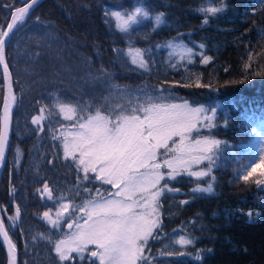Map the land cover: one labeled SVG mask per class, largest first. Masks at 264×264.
I'll return each instance as SVG.
<instances>
[{"label": "trees", "instance_id": "trees-1", "mask_svg": "<svg viewBox=\"0 0 264 264\" xmlns=\"http://www.w3.org/2000/svg\"><path fill=\"white\" fill-rule=\"evenodd\" d=\"M21 4L0 0V39ZM139 4L149 17L144 23L121 31L110 20V11ZM132 47L143 52L146 67L122 60L121 54ZM6 60L15 107L0 178V214L19 264H55L53 242H41L32 251L19 231L25 218L43 225L37 214L50 209L41 199L45 189L52 186L56 194H66V178L76 187L82 175L83 183L96 179L93 172L69 177L70 169L60 165L43 179L25 180L32 145L41 141L51 150L46 158L53 157L62 128L75 127L96 112L115 127L147 107L176 102L202 107L203 127L188 136L216 140L212 162L205 164L213 170L205 178L181 174L157 185L163 190L160 224L138 264H264V168L245 173L260 144L257 123L264 118V0H43L15 28ZM91 75L95 79L80 87V78ZM4 96L0 67V132ZM61 105L78 111L73 121L61 116ZM26 125L37 130L30 134ZM175 140L159 149V161ZM16 146L23 151L20 167L15 165ZM19 192L28 199L22 224L13 204ZM95 194H80V200ZM0 264H10L1 239ZM83 264L97 263L86 256Z\"/></svg>", "mask_w": 264, "mask_h": 264}, {"label": "rangeland", "instance_id": "rangeland-1", "mask_svg": "<svg viewBox=\"0 0 264 264\" xmlns=\"http://www.w3.org/2000/svg\"><path fill=\"white\" fill-rule=\"evenodd\" d=\"M137 8H141V13H136L135 10ZM144 12H146L144 6L139 4L126 11L112 10L109 12V16L110 20L114 22L119 30L127 31L148 20L149 17L148 15L144 16ZM115 13H120V15L116 16ZM132 15H135V21L129 20V17ZM162 22L163 21L161 20L160 23ZM177 45L181 51H187V48L183 44ZM121 56L122 60H124L125 64L128 66L132 67L138 65L146 67L143 52L138 48H127ZM91 78H93L92 75L80 78V87H82L84 83H91ZM172 105H187L191 109H201L202 111L198 114V119L193 120L191 126L186 127L181 134L172 136L171 139L167 140L166 144H164L163 141L160 142L161 146L155 149V159L147 161L143 167L139 164L134 165V168L136 169L135 175L139 178V182L127 192L124 190V184H121L120 188H116L113 184L109 183L108 181L111 180L112 177L108 176L106 173H101L98 165L97 170L93 171L90 164H80L81 152L79 150V145L82 142V138L88 134L87 127H82V125H88L92 118L99 115L106 119L107 126L110 129H115V127L121 125L129 127L132 125V118L134 117H138L139 120H144L145 116L148 115L146 111L142 115L133 114L125 117L128 121L127 124H125V118L121 119L115 127H110V122L104 114L96 112L85 120L82 119L83 121L75 127H72L73 124H71L62 128V137L57 148V150H59L56 152L58 156L55 154L53 157L46 158L51 150L48 151L49 146L41 141L32 145L30 158L25 168V180H32L33 178L43 179L47 176V170H54L53 167L60 165L63 169L64 167H68V170L70 169L69 177H74V175H76V177L79 178L80 173L83 174V172H85V167L88 168L87 172H93L96 174L95 181H90V183H83L82 175V184L79 187H76L73 181H69V179L66 178L67 182L63 185L66 194H63L62 191L56 194L52 189V186L47 187L44 191V188L48 186L47 183H45L43 188H41L40 194L44 191L41 195V199L46 201V204H49L50 209H44L41 215L37 214L39 215L38 219L43 225L32 222L27 218H25V221L22 224L21 221L25 215V204L28 199L26 194H23L22 192H19V195L15 196L13 204L17 216H20L18 218V223L21 222L22 224L19 231L22 237L27 240L32 251L33 248H35L36 245L39 246L41 242L51 241L53 242L52 249L55 264H83L86 256H90L93 262L101 264L99 253L102 249H100L97 244L89 243L85 237L96 219L94 212L99 211L97 205L109 200H119L126 205L130 204L132 206L131 214L136 218L137 231L143 230V232L146 233V235L141 234L140 239L137 241L139 252L135 264H138L143 255L145 244L160 224V199L163 190L158 188L157 185L164 178L173 179L181 174L196 178H205L210 175L213 170L212 166L205 164L212 162L210 153L217 148L216 140L204 137H196L193 139L188 136L189 133L198 131L203 127L199 125V121L202 119V107L191 106L188 102H176L169 105H154L152 108L157 106L169 108ZM59 110L61 116L68 122L73 121L78 114V111L71 105H61ZM210 115H207L209 120L212 119V115ZM35 120H37L35 124L41 123L40 117H35ZM257 125L258 133L260 135L258 138L262 144L258 146L255 154L247 162L246 174L262 172L264 168V118L259 119ZM36 130L37 129L34 128V126L26 125V131L28 133H34ZM144 134L147 136V130H145ZM174 138L177 140H175L172 146H170L169 155L164 161H159L157 159L159 149L167 147L166 145ZM197 141H201L202 143L198 145ZM205 141L208 143H203ZM149 143L156 144L157 140L150 138ZM54 144L56 145L57 143ZM66 145L67 151L71 152V155L66 154ZM205 148L211 150L207 152L202 151V149ZM14 153L15 165L16 167H20L23 161V151L19 146H16ZM55 158L57 159L54 160ZM166 162H172L173 167L169 168ZM157 164L160 165L158 169L154 167V165ZM253 168H255L254 172L252 171ZM93 185L97 188L101 187L96 190L92 188ZM112 185L114 186L113 192L109 190ZM83 190L86 191L83 192ZM109 191L110 193L108 195L101 196V194H107ZM86 192H96L98 195L95 194L97 196L91 200H85L84 197L86 196H83V200H80L82 197L80 194ZM76 197L78 198L76 199ZM45 213L48 215L45 216ZM89 215H92L93 218L89 219ZM69 224H71L70 228H68ZM57 246H60V252H57ZM93 252L97 253L96 257H93ZM38 253L39 250L36 254ZM113 264H122V262L115 261Z\"/></svg>", "mask_w": 264, "mask_h": 264}, {"label": "snow or ice", "instance_id": "snow-or-ice-1", "mask_svg": "<svg viewBox=\"0 0 264 264\" xmlns=\"http://www.w3.org/2000/svg\"><path fill=\"white\" fill-rule=\"evenodd\" d=\"M16 11L24 13L27 9L20 8ZM135 11L141 13L142 10L137 8ZM143 14L148 15L147 12ZM115 15L119 16L120 13H115ZM16 19L17 17H13V21ZM129 20L135 21V15L130 16ZM155 20L159 24L161 16H156ZM12 27V24L8 25L9 29ZM2 35L7 37L8 32ZM4 42V39H0V60L3 59ZM145 111L148 113L145 119L139 120L138 117H134L129 127L121 125L110 129L106 119L99 115L92 118L88 125H82V127H87L88 134L82 138L79 145L80 164H90L93 171L97 170L98 165L101 173L112 177L109 183L116 188L124 184V190L127 192L139 182V178L135 175L134 165L139 164L143 167L147 161L155 159V149L161 146L160 142L163 141L166 144L172 136L181 134L186 127L191 126L193 120L198 119V114L202 110L191 109L187 105H172L169 108L157 106ZM127 123V118H125V124ZM145 130H147V136L144 134ZM6 132L7 117L5 116V131L0 134V158L3 156ZM150 138L156 139L157 143L150 144ZM201 143L197 141L198 145ZM65 147L66 154L71 155L72 153L67 151V145ZM210 150L209 148L202 149L205 152ZM166 163L169 168L173 167L172 162ZM154 167L158 169L160 165L157 164ZM84 171L87 172L88 168L85 167ZM252 171L254 172L255 168ZM207 190L211 191V188ZM97 208L99 211L94 212L96 219L85 238L89 243L97 244L102 249L99 253L101 264H106V262L113 264L115 261H121L122 264H135L139 252L137 241L141 234L146 235V233L143 230L137 231L136 218L131 214L132 206L119 200H109L97 205ZM47 215L45 213V216ZM249 215L251 216V213ZM92 218V215H89V219ZM60 251V246H57V252ZM92 255L96 256L97 253L93 252Z\"/></svg>", "mask_w": 264, "mask_h": 264}, {"label": "water", "instance_id": "water-1", "mask_svg": "<svg viewBox=\"0 0 264 264\" xmlns=\"http://www.w3.org/2000/svg\"><path fill=\"white\" fill-rule=\"evenodd\" d=\"M41 1L43 0H22L21 6L13 10L12 16L9 21V24H12L13 27L9 29L7 26L5 32H8V36L7 37L2 36L1 38L4 39L5 41L3 45V59L0 60V67L2 69L3 78H4L5 96H4V114L2 118L0 134H3L5 131V116L7 117V132L4 141L3 156L2 158H0V178L3 170V166L5 164V160L7 158L10 149L11 140L13 137V114L15 107V90L13 83L14 79H13L12 71L6 60V50L11 40V36L17 25L21 21H23ZM20 8L27 9V11L24 13H18L16 10ZM13 17H17V19L13 21ZM5 66H6V70H5ZM0 239L8 253L10 264H18L17 248L13 243L6 226L4 225V222L1 218V214H0Z\"/></svg>", "mask_w": 264, "mask_h": 264}]
</instances>
